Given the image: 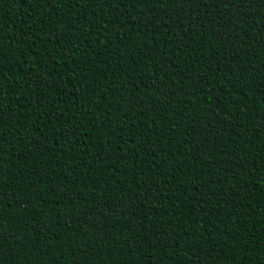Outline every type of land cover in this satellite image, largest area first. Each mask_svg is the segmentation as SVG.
<instances>
[{
	"label": "trees",
	"instance_id": "1",
	"mask_svg": "<svg viewBox=\"0 0 264 264\" xmlns=\"http://www.w3.org/2000/svg\"><path fill=\"white\" fill-rule=\"evenodd\" d=\"M0 264H264V0H0Z\"/></svg>",
	"mask_w": 264,
	"mask_h": 264
},
{
	"label": "snow or ice",
	"instance_id": "2",
	"mask_svg": "<svg viewBox=\"0 0 264 264\" xmlns=\"http://www.w3.org/2000/svg\"><path fill=\"white\" fill-rule=\"evenodd\" d=\"M221 3H223L225 5V7H227L228 3H229V0H220ZM236 7H239L240 5L239 4H236L235 5Z\"/></svg>",
	"mask_w": 264,
	"mask_h": 264
}]
</instances>
